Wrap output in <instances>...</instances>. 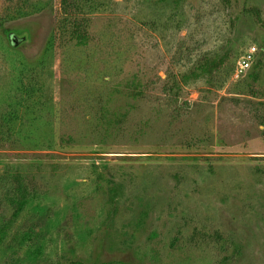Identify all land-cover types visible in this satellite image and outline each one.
Returning <instances> with one entry per match:
<instances>
[{
  "label": "rangeland",
  "instance_id": "obj_1",
  "mask_svg": "<svg viewBox=\"0 0 264 264\" xmlns=\"http://www.w3.org/2000/svg\"><path fill=\"white\" fill-rule=\"evenodd\" d=\"M80 4L0 0V264H264V0Z\"/></svg>",
  "mask_w": 264,
  "mask_h": 264
},
{
  "label": "trees",
  "instance_id": "obj_2",
  "mask_svg": "<svg viewBox=\"0 0 264 264\" xmlns=\"http://www.w3.org/2000/svg\"><path fill=\"white\" fill-rule=\"evenodd\" d=\"M81 11L80 0H60V12L58 19L57 32L61 34H69L72 41H76L77 44H87L89 41V35L87 31V19L79 17ZM249 11L255 16L256 20L264 26V18L262 12L258 7H251ZM257 67H262V60L256 61ZM261 63V64H260ZM215 64H211L210 61L201 60L198 62L196 68L190 73L182 76L183 81H187L190 77L197 78L207 73H211V68H214ZM256 69L253 71L256 72ZM255 75V74H254ZM21 88H26L23 83L20 84ZM27 89V88H26ZM18 116L15 110L7 112L0 111V145H12L17 140V126L16 120ZM57 141V136L54 137V143Z\"/></svg>",
  "mask_w": 264,
  "mask_h": 264
},
{
  "label": "built area",
  "instance_id": "obj_3",
  "mask_svg": "<svg viewBox=\"0 0 264 264\" xmlns=\"http://www.w3.org/2000/svg\"><path fill=\"white\" fill-rule=\"evenodd\" d=\"M256 54L257 47L255 45L251 46L244 54H242L234 69V77L239 78L242 72H246L250 69L256 60Z\"/></svg>",
  "mask_w": 264,
  "mask_h": 264
},
{
  "label": "water",
  "instance_id": "obj_4",
  "mask_svg": "<svg viewBox=\"0 0 264 264\" xmlns=\"http://www.w3.org/2000/svg\"><path fill=\"white\" fill-rule=\"evenodd\" d=\"M9 38H10L11 44L14 47L19 46L23 42V38L18 36L15 32L14 33H10Z\"/></svg>",
  "mask_w": 264,
  "mask_h": 264
}]
</instances>
